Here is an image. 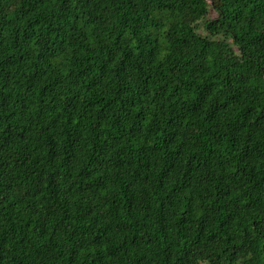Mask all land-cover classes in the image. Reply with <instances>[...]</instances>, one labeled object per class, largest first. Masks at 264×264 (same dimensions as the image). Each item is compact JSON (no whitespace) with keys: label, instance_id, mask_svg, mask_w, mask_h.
I'll return each instance as SVG.
<instances>
[{"label":"trees","instance_id":"trees-1","mask_svg":"<svg viewBox=\"0 0 264 264\" xmlns=\"http://www.w3.org/2000/svg\"><path fill=\"white\" fill-rule=\"evenodd\" d=\"M0 264H264V0H0Z\"/></svg>","mask_w":264,"mask_h":264}]
</instances>
